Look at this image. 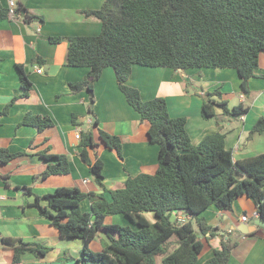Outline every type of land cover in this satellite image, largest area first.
<instances>
[{
  "label": "trees",
  "instance_id": "16d2710c",
  "mask_svg": "<svg viewBox=\"0 0 264 264\" xmlns=\"http://www.w3.org/2000/svg\"><path fill=\"white\" fill-rule=\"evenodd\" d=\"M16 12L24 16L26 23L35 19L43 22L20 4ZM87 14L101 21V30L96 35L68 37V65L89 68L86 78L70 83V88L91 93L89 112L94 113V83L106 67H112L127 102L142 122L149 123V140L159 145L157 168L129 176L120 188L108 189L104 162L99 157L92 161L88 148L103 144L123 160V144L118 136L100 129L96 118L91 128L81 129L79 140L81 158L102 193L85 192L76 186L58 187L40 196L25 187L26 193L35 197L30 205L50 221L61 237L82 242L80 257L74 264H158L159 258L162 264H196L204 247L200 236L216 234V228L201 217L210 206L232 210L236 199L247 196L264 221V152L235 161L232 150L226 147V134L220 131L194 145L186 117L171 116L166 97L143 100L141 91L127 82L134 65L183 70L230 68L241 77L243 93L249 94V80L259 75L260 55L264 52V0H104L101 9ZM7 18L8 6L0 0V19ZM62 38L50 40L59 43ZM37 59L44 64V60ZM17 69L22 93L12 98L1 115H7L11 106L29 97L33 89L25 66L17 64ZM214 96L221 99V90L204 96V118L215 116L216 106L232 116L249 110L242 104L230 110L226 100L218 101ZM20 124L43 132L54 125V120L49 115L27 113ZM263 133L264 114L253 125L249 138ZM29 145L33 148L34 140ZM48 151L37 153L47 165L41 179L71 174L69 157ZM25 155H30L27 150L14 152L0 147V163ZM1 177L10 185L7 175ZM87 198L91 209L83 211L81 203ZM180 213L191 219L183 221ZM115 215L127 218L129 223H107V218ZM99 234L104 237L103 248L94 251L90 245ZM172 240L175 246L169 252ZM1 241L13 251V264H19L26 253L44 257L52 250L22 238L6 237ZM236 244L223 239L221 248L202 264H228Z\"/></svg>",
  "mask_w": 264,
  "mask_h": 264
},
{
  "label": "crops",
  "instance_id": "0c3cea01",
  "mask_svg": "<svg viewBox=\"0 0 264 264\" xmlns=\"http://www.w3.org/2000/svg\"><path fill=\"white\" fill-rule=\"evenodd\" d=\"M2 1L8 5V0ZM17 2L43 22L35 19L29 24L23 20L24 16L0 19V147L14 152L27 150L30 154L9 163H0V264H13V251L1 241L6 237L39 242L52 248L53 253L50 255L49 251L44 257L26 253L19 264H60L64 261L74 264V260L80 257L82 242L74 243L76 239L61 237L50 221L30 205L35 197L27 194L24 188L28 187L40 196L58 187L76 186L85 192L102 193L89 166L81 158L82 147L76 138L79 124L86 123L87 129L93 125L88 124L87 119L94 121L97 118L99 128L118 136L123 144V160L103 144L88 148L92 161L99 157L104 162V183L108 189L120 188L129 176L154 172L158 164L159 145L149 140V123L142 122L140 114L127 102L112 67H106L94 83V113L89 112L91 93L87 90L75 92L70 88V83L86 78L89 68L68 65V37L100 32L101 21L88 15L87 11L101 9L104 0ZM56 36L63 37L59 43L50 40V37ZM37 58L44 60V64H40ZM17 64L25 66L33 89L29 97L18 99L7 115H1L12 98L22 93ZM259 66V75L249 80L250 92L247 95L242 91L238 72L230 68L183 70L134 65L127 83L141 91L143 100L166 97L170 115L186 117L187 130L194 145L200 144L208 134L225 133L226 147L232 150L236 161L264 152V133L249 138L253 125L264 114V52L260 55ZM38 68L42 72H38ZM216 89L222 92L221 99L214 96L216 100H226L230 110L242 104L249 109L248 112L232 116L216 106L215 116L204 118L203 98L207 92ZM27 113L49 115L54 125L43 132L34 126L21 125ZM33 140L35 146L29 148ZM48 148V153L69 157L71 174L41 179L47 165L37 153ZM3 175H7L10 185L5 184ZM15 186L22 188L16 189ZM105 195L109 198L108 193ZM81 208L89 211L91 200H83ZM255 212L257 207L247 196L236 199L232 210H218L210 206L203 212L201 217L216 228V234L200 236L204 247L196 264L212 257L215 250L221 248L223 239L237 243L228 264H264V227L255 224L260 219L254 217ZM243 215L248 216L247 222L241 220ZM179 217L184 221L191 219L182 213ZM117 219H122L123 224L129 223L120 215L107 218L109 223H117ZM97 237L100 242H97ZM97 237L90 246H96L95 250L101 251L104 237L102 234ZM172 251L173 248H170L169 252ZM159 259L158 264H162Z\"/></svg>",
  "mask_w": 264,
  "mask_h": 264
},
{
  "label": "built area",
  "instance_id": "2783aa9c",
  "mask_svg": "<svg viewBox=\"0 0 264 264\" xmlns=\"http://www.w3.org/2000/svg\"><path fill=\"white\" fill-rule=\"evenodd\" d=\"M17 8H18L17 0H8V10H9V16H10L11 18H16V17H17V12H16ZM37 71H38V72H42V69H41V68H38ZM86 122H87L88 124H92V123H93V121H92L91 119H87ZM80 134H81V127L79 126V127L77 128V130H76V138L80 139ZM85 182H87V180H86ZM254 217H255V218H259V213H258V212H255ZM182 220L184 221L183 218H182ZM241 220H242L243 222H247V221H248V216L243 215V216L241 217Z\"/></svg>",
  "mask_w": 264,
  "mask_h": 264
},
{
  "label": "rangeland",
  "instance_id": "374dc122",
  "mask_svg": "<svg viewBox=\"0 0 264 264\" xmlns=\"http://www.w3.org/2000/svg\"><path fill=\"white\" fill-rule=\"evenodd\" d=\"M91 17H93V16H91ZM95 20V18H93V21ZM83 127H84V130H88L87 129V124L85 123V124H83L82 125ZM116 216V218L119 216V215H115ZM121 216V215H120ZM112 217H114V216H109L108 218H112ZM123 217V216H122ZM121 218V217H120ZM125 218V217H124ZM194 222V224L196 225V222H195V220L193 221ZM107 223H109V220H107ZM117 223H120V224H123V222H122V219H117ZM123 225H126V224H123ZM96 240H98L97 242H100V240L98 239V237H97V239ZM73 242V241H72ZM74 243H81V242H79V240H77V241H75L74 240ZM174 246H175V241L174 240H172V242H171V246H170V248H174ZM94 247H96V246H94ZM94 247H92V248H94ZM169 248V249H170ZM94 251H96L95 250V248H94ZM81 252V251H80ZM53 252L51 251L50 252V255L52 254ZM63 255H64V251H63V253H62ZM68 254V253H67ZM67 258V257H66ZM50 259H52V256H50ZM159 261H160V259H159ZM68 264H73V262H70V263H68Z\"/></svg>",
  "mask_w": 264,
  "mask_h": 264
},
{
  "label": "water",
  "instance_id": "95a60500",
  "mask_svg": "<svg viewBox=\"0 0 264 264\" xmlns=\"http://www.w3.org/2000/svg\"><path fill=\"white\" fill-rule=\"evenodd\" d=\"M256 225H260V226H263L264 227V221L260 218L258 220H256Z\"/></svg>",
  "mask_w": 264,
  "mask_h": 264
},
{
  "label": "clouds",
  "instance_id": "9594fccd",
  "mask_svg": "<svg viewBox=\"0 0 264 264\" xmlns=\"http://www.w3.org/2000/svg\"><path fill=\"white\" fill-rule=\"evenodd\" d=\"M18 3V2H17ZM8 6V5H7ZM18 6H19V3H18ZM9 11V10H8ZM23 15L22 14H20V15H18L17 17H22ZM10 17V16H9ZM11 18V17H10ZM12 19V18H11ZM14 19V18H13Z\"/></svg>",
  "mask_w": 264,
  "mask_h": 264
}]
</instances>
